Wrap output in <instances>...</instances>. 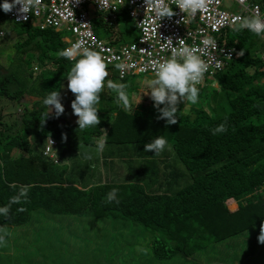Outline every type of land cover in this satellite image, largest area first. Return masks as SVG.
I'll return each mask as SVG.
<instances>
[{
	"label": "trees",
	"instance_id": "obj_1",
	"mask_svg": "<svg viewBox=\"0 0 264 264\" xmlns=\"http://www.w3.org/2000/svg\"><path fill=\"white\" fill-rule=\"evenodd\" d=\"M119 15L129 17L125 10ZM7 21L0 8V25ZM93 22L98 32L102 21ZM17 26L18 38L0 48V98L20 105L12 120L0 108V207L18 194L10 184L29 190L7 216L0 215V237L12 231L18 238L5 247L7 260H18L17 250L27 259L35 234L53 232L56 218H71L88 226L87 264H264L258 241L264 223V51L256 49L249 30L228 33L237 52L225 56L216 50L222 66H212L197 85L201 107L196 103L190 114H176L177 124L159 123L158 115H147L153 105L138 103L127 91L130 104L136 103L126 111L105 86L97 105L104 106L100 124L81 131L77 120L56 117L43 105L52 91L60 92L64 109L75 99L66 78L73 62L59 56L73 44V29ZM33 64L53 68L37 71ZM107 71L106 84L110 77L139 75L113 65ZM211 78L213 83L205 82ZM215 101L223 114L203 110ZM45 113L50 114L41 126ZM221 123L227 131L213 135ZM160 136L171 151L166 146L159 155L144 152ZM51 138L57 140L53 149ZM101 141L104 149L97 152ZM134 163L141 169L132 168ZM113 189L116 198L109 201ZM230 202L238 209L230 210ZM36 223L40 228L30 229Z\"/></svg>",
	"mask_w": 264,
	"mask_h": 264
},
{
	"label": "rangeland",
	"instance_id": "obj_2",
	"mask_svg": "<svg viewBox=\"0 0 264 264\" xmlns=\"http://www.w3.org/2000/svg\"><path fill=\"white\" fill-rule=\"evenodd\" d=\"M77 1L79 2L78 13H84L92 22V25L82 33L86 41L76 40V42L79 41L85 47L99 52L104 57L107 65L116 66L119 63H123L126 65L125 68L132 70L135 74H139L127 76L125 79L118 77V79L113 77H110V79L116 83L126 84V91L130 95L135 96L136 101H148L149 103L147 104H152L151 112L147 113L149 116H152V114L154 116L159 115V112L154 107L153 100L150 98V90H148V83L154 75L151 68L152 61L170 56L171 48L178 46L179 39H184L189 46L200 49L199 54L201 56L208 51L214 52L216 49L227 55L234 54L238 50L237 46L228 42V33L234 32L230 26L233 18L252 15H259L264 18V0H209L206 9L198 11L194 17H189L180 10L175 17L165 16L161 19L157 17L152 6L149 5L147 7L145 3L139 14L127 20L120 19L119 12L123 8L124 3L119 0H109L106 4H104L103 0ZM128 1L134 4L141 3L140 0ZM2 3L3 0H1ZM44 3L49 4V1ZM164 4L172 10L178 7L175 3ZM19 7L20 5H17L12 11L5 13L8 21L0 25V33L4 36L0 39L1 49L6 46L5 44L12 41L9 44L11 45L18 38L15 31L19 24L27 23L41 31L59 25L70 28L71 25L68 21L74 17L71 11L64 9V4L59 5L62 9H58V14H56L53 9L43 7L41 3L40 16L36 19L31 18L28 13H20L18 11ZM203 14L208 20L203 18ZM25 15L27 19L23 18ZM146 18L148 20L152 18L156 21V26L151 25L150 22H145ZM96 19L102 21L98 32L93 24ZM211 25L217 29H212ZM2 31H5L6 34ZM252 35L258 42L256 49L264 51V37L257 36L254 33ZM205 40L211 41V43L206 45L204 43ZM11 52L12 50L9 54ZM257 56H259V53ZM1 62L5 68L8 62L5 54L2 56ZM30 67L37 71L42 69L51 70L53 68L50 66L40 68L38 64L30 65ZM213 79H206L205 82L213 83ZM147 91H149V94H145ZM23 100L25 98H21L20 101L22 102ZM135 103V101L131 102V107ZM182 103L179 104V108H181ZM217 103V101L210 102L206 104L207 107H203V110L208 112L209 108H211L212 112L223 114L224 108L217 107ZM18 106L20 105L15 102L0 98V108L5 120H12L19 115ZM65 106L64 115L72 121L77 120L78 117L73 114L71 104H66ZM194 106L196 104L187 103L179 112L186 115L191 111L188 110L189 107ZM197 107H201L199 102ZM178 116H180V113H178ZM157 121L160 123L158 119ZM52 145H56V143ZM132 168L141 169V166L138 163H134ZM87 182H90V178ZM229 206L232 211L238 209V205L233 202H230ZM32 226L33 228L30 229L40 228L38 223ZM53 226L52 229L54 231L51 233L40 231L38 235L35 234L34 243L30 244L28 248L31 251L28 253L27 259H21L22 251L17 250L14 256L18 260H7L4 249L8 245L13 246V242H17L18 238L15 236V232L12 233V231L11 234L5 235L3 242H0V264H87L91 256L88 226L81 227L80 224L71 218H56ZM2 230L9 229L3 228Z\"/></svg>",
	"mask_w": 264,
	"mask_h": 264
},
{
	"label": "clouds",
	"instance_id": "obj_3",
	"mask_svg": "<svg viewBox=\"0 0 264 264\" xmlns=\"http://www.w3.org/2000/svg\"><path fill=\"white\" fill-rule=\"evenodd\" d=\"M147 7L152 6L160 19L167 16L172 17L175 13L172 9L166 6L163 0H145ZM176 6L189 17H194L198 11H204L209 3V0H173ZM40 0H3L0 8L5 13L10 12L17 5H20L18 11L20 13H28L34 5H39ZM27 19L25 15L23 17ZM35 19V18H34ZM234 32H240L244 29L249 30L257 36L264 37V18L259 15L249 17H234L230 25ZM207 45L211 41L205 40ZM200 49L186 44L184 39L178 40V46L171 48V55L162 59L152 61L151 68L154 73L153 78L148 83L150 90V98L154 102V107L159 112L157 119L166 120L167 125L177 124V116L179 111L184 107L179 108L181 102L196 104L199 99V85L204 74L208 71L209 64L199 54ZM244 54L241 50L238 55ZM59 56L72 61V66L67 72V88L74 94L75 99L71 101L73 114L78 117V129L83 131L87 128L98 126L100 117L98 111L103 106H97L100 102V94L105 86L116 93L117 103L121 104L126 111L131 109V104L126 92L127 85L124 83H116L107 80L108 71L104 57L94 49L85 47L81 42H76L71 47L59 52ZM219 66V65H217ZM126 65L119 63L116 68L125 69ZM63 92V89H62ZM145 94H149L147 91ZM140 102V101H139ZM138 102V103H139ZM43 105L54 110L55 116L59 117L64 113V105L61 103L59 91L50 92L44 99ZM163 105V107H161ZM188 110H191L189 107ZM50 112V113H51ZM50 113H45L44 118L40 119L41 126L46 122ZM177 114V116H176ZM110 122L114 113H110ZM227 131L226 123H221L212 129L213 135ZM62 139L66 141V134L62 135ZM55 138H51V148ZM105 146V141H101L96 148L97 152H102ZM168 148L171 151V146L167 140L160 136L144 145V152H153L159 155ZM82 145H78L79 154ZM53 149V148H52ZM87 159H91L90 153H85ZM57 162H59L57 160ZM12 189H19L18 194L14 195L8 205L0 207V215L7 216L10 211L11 204L20 203L21 198H26L29 186H18L15 183L9 185ZM116 198V189L108 193V200L112 201ZM21 208L19 211H23ZM3 237H0V242H3ZM258 241L264 244V223L260 225Z\"/></svg>",
	"mask_w": 264,
	"mask_h": 264
},
{
	"label": "built area",
	"instance_id": "obj_4",
	"mask_svg": "<svg viewBox=\"0 0 264 264\" xmlns=\"http://www.w3.org/2000/svg\"><path fill=\"white\" fill-rule=\"evenodd\" d=\"M45 1H49V4L44 3ZM104 4L107 3V1L109 0H103ZM123 3H125L128 0H119ZM140 4H134L131 3L130 1H128V5L131 7V16H135L136 14H139L142 10V6L145 4V0H140ZM164 3H173V0H163ZM41 3L43 5V7H47L49 9H53V12H55L56 14H58V9H62L59 7L60 4H64L65 8L69 11H71L74 15V17H72L68 22L70 23L71 27L74 31L75 34V39L73 40V44L76 43V40H82V41H86V39L83 37L82 33L84 31H86L90 25V20L87 18V16L84 13H78V8H79V2L77 0H40V4L39 5H34L30 8L28 15L32 18V16L35 17H39L40 16V7H41ZM174 11V15L173 17H175L180 9L177 7L176 9L173 10ZM203 18L205 20H208L206 18V16L203 14ZM36 19V18H35ZM145 20V19H144ZM145 22L149 23L153 26H156V21H154L152 18H150L148 20V18H146ZM59 28L65 27L64 25H59L56 26ZM212 29H217L214 28L212 25L210 26ZM65 31V30H62ZM219 50V49H216ZM216 50L214 52L212 51H208L206 54H204L202 57H204V60L209 64V68L208 70H212V66H215V68L220 69L221 68V63L219 61V57L216 55ZM221 51V50H220ZM222 52V51H221ZM223 53V52H222ZM224 54V53H223ZM233 54V53H232ZM232 54H224L225 56H230ZM206 55V56H205ZM219 65V66H217ZM128 69V68H126ZM216 69V71L218 70ZM130 70V69H128ZM132 71V70H131Z\"/></svg>",
	"mask_w": 264,
	"mask_h": 264
},
{
	"label": "crops",
	"instance_id": "obj_5",
	"mask_svg": "<svg viewBox=\"0 0 264 264\" xmlns=\"http://www.w3.org/2000/svg\"><path fill=\"white\" fill-rule=\"evenodd\" d=\"M121 10H125L126 11L127 16H129L128 18L132 17L131 14H130L131 13V7L128 5V1H126L124 3V6H123V8ZM120 19H122V18H120ZM90 25H92V22H91ZM64 39H66V37H64ZM188 114H190V113H188Z\"/></svg>",
	"mask_w": 264,
	"mask_h": 264
},
{
	"label": "bare ground",
	"instance_id": "obj_6",
	"mask_svg": "<svg viewBox=\"0 0 264 264\" xmlns=\"http://www.w3.org/2000/svg\"><path fill=\"white\" fill-rule=\"evenodd\" d=\"M120 48V47H119Z\"/></svg>",
	"mask_w": 264,
	"mask_h": 264
}]
</instances>
